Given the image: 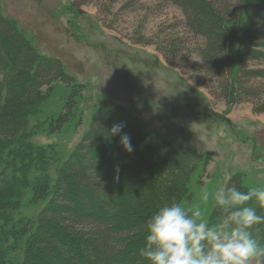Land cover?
Returning <instances> with one entry per match:
<instances>
[{
	"label": "trees",
	"instance_id": "trees-1",
	"mask_svg": "<svg viewBox=\"0 0 264 264\" xmlns=\"http://www.w3.org/2000/svg\"><path fill=\"white\" fill-rule=\"evenodd\" d=\"M166 1L179 7L186 28L203 38V45L198 50L201 69L215 80L217 89L213 94L216 98L234 106L264 95V87L256 83L264 78V68L252 65L257 59H264V0ZM60 85L70 90L66 91L69 97L73 95L79 100L68 99L62 105L63 109L69 107L71 113L82 115L84 111L78 105L85 102L83 86L67 72L62 61L40 54L16 21L0 12V221L3 225L6 220L9 224L14 221V228L1 230L0 226L2 257L8 260V264H26V251L32 249L35 254L43 247L33 248L30 244L32 236H36V242L48 244L50 250L44 249L50 253V264H77L79 259H83L79 257L80 253H90L98 260L89 264H149L139 256L147 234V220L161 205L182 203L181 200L189 198L205 174L208 157L183 142L180 126L174 124L175 119L169 114L160 113L156 120L155 114H128L120 107L106 105L118 115L117 121L121 118L127 127L136 128L137 134L146 142L142 149L152 155L162 153L158 158H150L146 173L157 183L165 178L163 192L155 195L151 191L153 185L146 187L150 189V211L144 208V214L131 217L127 199L131 200V197L122 183L125 176L120 174L121 164L116 166L106 160L109 155L116 156L119 152L116 149L107 152L97 144L98 135L109 132L111 114L100 116V113H95L98 117L93 123L97 133L90 134L93 131L90 127L80 144L69 154H62L64 147L55 153L52 149L56 142L35 146L29 141L41 126L37 120H42L37 111L39 108L31 110L35 108V99L50 92L51 96ZM43 89H46V94ZM65 94L60 93L57 99ZM22 102L24 106L16 111L15 107ZM26 110L31 114L26 115ZM133 149L138 147L133 146ZM85 153L87 160L82 157ZM172 154L174 159L170 160ZM28 161H37L40 169L36 171L32 167L34 170L29 173L26 168ZM144 164L139 162V167ZM68 175L73 185L67 183ZM230 177V186L234 183L241 191L249 189L241 178ZM20 179L29 182L28 191L16 182ZM83 184L85 189H73L74 185L81 187ZM115 184H119L117 189ZM145 193V189H139L136 195L143 197ZM116 195L123 197V204L114 198ZM22 198L34 200L31 206L34 213L30 217L21 214L26 206ZM249 204L257 207L259 215H264V208L255 201ZM223 214L222 209L219 212L213 210L209 225L218 224ZM9 232L16 233L14 248L6 245ZM252 232L264 245V224L254 226ZM47 236L57 246L52 245ZM83 246L87 247L86 252ZM261 260L264 262V258ZM1 261L0 256V264ZM47 261L45 259L44 264Z\"/></svg>",
	"mask_w": 264,
	"mask_h": 264
},
{
	"label": "rangeland",
	"instance_id": "rangeland-1",
	"mask_svg": "<svg viewBox=\"0 0 264 264\" xmlns=\"http://www.w3.org/2000/svg\"><path fill=\"white\" fill-rule=\"evenodd\" d=\"M0 12L16 21L40 54L62 61L67 72L84 88L85 102L78 105L84 111L82 115L71 113L69 107L63 109L62 105L68 99L79 100L73 95L69 97L66 91L70 90L61 85L51 96L50 92L35 99V108L31 110L39 108L37 111L42 120H37L41 126L29 141L35 146L56 142L52 149L55 153L64 147L62 154H69L90 127H93L90 134L97 133L94 123L98 116L95 113L100 116L111 114L109 130L114 124L122 123L121 134L126 133L132 146L138 147L130 154L119 144L120 135L113 136L108 132L97 137V144L107 152L115 149L119 152L114 155L116 158L112 154L106 160L116 166L121 164L120 174L125 176L122 183L131 197L130 200L126 196L131 217L144 214V208L150 211V189L146 187L153 185L151 191L155 195L163 192L165 178L157 183L146 173L150 158H158L162 153L150 152L152 155L142 149L146 142L137 134L136 128L127 127L121 118L117 121L118 115L106 105L120 107L128 114H155L156 120L160 113L175 119L174 124L180 126L183 142L208 157L203 178L189 198L181 200L186 207L200 204L206 220L209 221L213 210L219 212L220 208L211 201L201 204L202 189L214 190L227 176L241 178L247 188L264 185V95L234 106L215 97L216 82L203 72L198 55L203 38L186 28L182 12L176 5L164 0H0ZM252 65L264 68V59H257ZM256 83L264 87V78ZM43 90L46 94V89ZM60 93H66V98L57 99ZM19 105L15 107L16 111L24 106V102ZM24 113L31 114L29 110ZM82 157L87 160L86 153ZM169 159L173 160L174 154ZM141 161L145 164L139 167ZM37 163L27 162L29 173L34 170L32 167L36 171L40 169ZM133 168L138 172L135 173ZM16 182L28 191V181L20 179ZM67 183L73 185L69 175ZM84 184L81 187L74 185L73 189L83 190ZM118 185L115 184V189ZM139 189L146 190L143 197L136 195ZM29 199H21L26 204L21 214L26 217L34 213L31 209L34 200ZM122 199L117 200L122 202ZM13 225L14 221L9 224L6 220L4 225L0 221L1 230L14 228ZM47 237L51 241V237ZM14 238L16 233L9 232L6 245L10 248L15 247ZM34 239L36 236H32L30 243L33 248L43 247L35 254L32 249L26 251V264H44L45 259L48 260L46 264H50V253L44 249L50 250L48 244ZM83 248L86 252L87 247ZM3 253L0 251L1 264H8ZM79 257L83 259L77 264L97 260L90 253H80Z\"/></svg>",
	"mask_w": 264,
	"mask_h": 264
},
{
	"label": "clouds",
	"instance_id": "clouds-1",
	"mask_svg": "<svg viewBox=\"0 0 264 264\" xmlns=\"http://www.w3.org/2000/svg\"><path fill=\"white\" fill-rule=\"evenodd\" d=\"M124 125L114 124L110 135H120L119 144L131 153V138L122 133ZM231 177L214 190L204 188L201 204L210 201L223 211L220 222L210 226L200 204L186 207L180 202L161 205L147 220L144 245L139 256L149 264H264V245L253 236L254 226L264 224V185L247 191L229 185Z\"/></svg>",
	"mask_w": 264,
	"mask_h": 264
}]
</instances>
